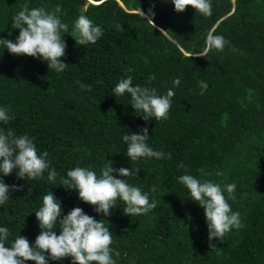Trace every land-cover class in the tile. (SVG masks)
Returning a JSON list of instances; mask_svg holds the SVG:
<instances>
[{
  "label": "trees",
  "instance_id": "obj_1",
  "mask_svg": "<svg viewBox=\"0 0 264 264\" xmlns=\"http://www.w3.org/2000/svg\"><path fill=\"white\" fill-rule=\"evenodd\" d=\"M93 1L0 0V38L16 41L19 29H13L12 17L25 3L47 10L60 6L62 22L69 25L61 58L69 66L61 73L42 58L15 56L0 47V107L13 117L0 122V129L32 138L59 174L51 183L47 171L36 180L18 178L15 169L8 176L0 173L10 186L9 200L0 205V227L10 231L6 246L19 235L35 245L41 232L35 212L52 191L62 215L80 207L103 219L113 233L116 264H264V0H211L208 17L190 6L178 13L172 0H119L124 7L117 0ZM150 8L154 24L141 14ZM80 15L102 28L95 44L80 46L71 36ZM213 29L229 44L222 52L199 56ZM129 75L134 86L155 88L159 95L174 91L166 120H144L131 106L130 94L114 95L120 79ZM176 78L179 86L173 84ZM200 81L208 85L203 95ZM144 128L148 145L171 159L130 161L123 135L143 134ZM109 161L115 169L139 168L138 175L123 179L149 193L157 207L128 216L117 200L103 216L81 201L77 190L62 186L60 177L68 170L85 167L99 175ZM184 174L222 187L235 184L236 200L229 203L244 227L209 241L203 207L178 180ZM54 230L60 234L59 223ZM48 264H72V259Z\"/></svg>",
  "mask_w": 264,
  "mask_h": 264
},
{
  "label": "clouds",
  "instance_id": "obj_2",
  "mask_svg": "<svg viewBox=\"0 0 264 264\" xmlns=\"http://www.w3.org/2000/svg\"><path fill=\"white\" fill-rule=\"evenodd\" d=\"M176 12H183L189 6L205 17L212 15L211 0H172ZM61 8L47 10L45 7L30 8L28 3L23 4L21 10L12 17L13 29H19V36L13 42L9 39L0 38V47L6 48L15 56L26 55L42 58L48 63L50 70L61 73L67 69L68 64L62 61L66 54L67 44L63 39L69 33V25L62 22ZM141 14L147 21L154 24L155 13L150 8L148 16L141 10ZM118 29L120 25L116 26ZM103 30L95 25L85 15H80L72 26L71 36L77 45L85 46L95 44L103 36ZM229 41L223 35L214 34L210 30L206 36L205 47L199 56H206L209 51L215 49L222 52ZM134 71V69H129ZM155 76L149 77V82ZM77 83H80L79 81ZM174 86H179L180 79L173 81ZM82 89L91 90L90 84L80 83ZM200 94L203 95L208 85L204 81L199 82ZM116 97L125 93L131 96V106L144 120H166L172 106V98L175 93L169 89L165 95H159L155 88L133 85V77L121 78L113 89ZM10 110L0 107V122L8 124L13 118L9 115ZM142 113V114H141ZM143 134H124L123 141L127 144V156L130 161L139 158L163 159L171 154L154 151L147 143L149 139L148 129H142ZM49 153L44 151L39 154L33 139L28 135H17L13 129H0V173L3 176L10 175L17 170L18 178L43 179L47 171V180L55 183L58 172L50 167ZM184 167L183 163L179 165ZM203 173V169L200 170ZM118 172L121 178L113 175ZM139 168L134 171L128 168L115 169L113 162L104 165L98 175L96 171L85 167H75L60 177L62 186L78 191L79 199L94 206L95 211L109 216L111 209L117 206V200L125 205L123 212L128 216L148 214L157 207L155 201H150L149 193L141 188L128 183L124 177L138 175ZM181 184L186 186L191 200L203 207L209 230V241L219 239L232 229H241L244 225L240 219V213L233 211L229 200H236L235 184H227L222 187L211 180H200L193 175L184 174L178 177ZM13 190H18L12 186ZM225 189L227 196H225ZM152 191H156L153 187ZM10 186L0 177V205H4L10 198ZM41 229L36 237L35 245L19 235L6 246L10 231L7 227H0V264H26L33 261L35 264H48L49 260L59 261L71 257L72 264H116L113 259V233L106 227L103 219L97 221L94 217L84 213L83 209L76 207L67 215H62L61 202L50 191L42 197V206L35 212ZM59 223L60 234L54 230ZM212 249L215 244L210 245ZM48 254V255H46ZM118 256L119 253H116Z\"/></svg>",
  "mask_w": 264,
  "mask_h": 264
},
{
  "label": "water",
  "instance_id": "obj_3",
  "mask_svg": "<svg viewBox=\"0 0 264 264\" xmlns=\"http://www.w3.org/2000/svg\"><path fill=\"white\" fill-rule=\"evenodd\" d=\"M117 1L119 2V4H120L121 6L124 7L123 3H121L119 0H117ZM145 16L147 17L148 15L145 14ZM152 24H153V23H152ZM159 30H160L161 32H163L164 34H166L165 31H164L163 29H160V28H159Z\"/></svg>",
  "mask_w": 264,
  "mask_h": 264
},
{
  "label": "rangeland",
  "instance_id": "obj_4",
  "mask_svg": "<svg viewBox=\"0 0 264 264\" xmlns=\"http://www.w3.org/2000/svg\"><path fill=\"white\" fill-rule=\"evenodd\" d=\"M89 2L94 3L93 0H89Z\"/></svg>",
  "mask_w": 264,
  "mask_h": 264
},
{
  "label": "bare ground",
  "instance_id": "obj_5",
  "mask_svg": "<svg viewBox=\"0 0 264 264\" xmlns=\"http://www.w3.org/2000/svg\"><path fill=\"white\" fill-rule=\"evenodd\" d=\"M94 2V1H93ZM94 3H96V2H94Z\"/></svg>",
  "mask_w": 264,
  "mask_h": 264
}]
</instances>
